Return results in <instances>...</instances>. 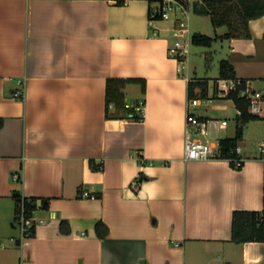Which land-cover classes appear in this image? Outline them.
<instances>
[{
    "label": "crops",
    "instance_id": "crops-1",
    "mask_svg": "<svg viewBox=\"0 0 264 264\" xmlns=\"http://www.w3.org/2000/svg\"><path fill=\"white\" fill-rule=\"evenodd\" d=\"M160 1L0 0V264H264V240L231 239L234 209L264 208V118L245 124L242 166L185 158L200 95L189 97L190 60L179 69L168 53L172 21L150 23ZM249 27L208 47L264 89V14ZM110 75L146 78L145 92L125 88L128 103L145 98L143 120L106 116ZM214 78L206 97L231 100L236 119ZM218 119L228 120L218 137L233 136L229 117ZM15 191L37 197L32 235H22Z\"/></svg>",
    "mask_w": 264,
    "mask_h": 264
},
{
    "label": "trees",
    "instance_id": "trees-1",
    "mask_svg": "<svg viewBox=\"0 0 264 264\" xmlns=\"http://www.w3.org/2000/svg\"><path fill=\"white\" fill-rule=\"evenodd\" d=\"M194 11L201 14H208L215 28L225 26L226 29L223 33L216 32L210 35L204 32L195 31L192 36V42L198 45L209 46L218 38L230 37H249L251 30L249 27V20L264 14V0H202V2H194ZM222 77H237L236 70L233 63L228 58H221L219 60V75L215 77V81ZM242 80H245L242 78ZM208 77L194 76L189 80V97L195 95L205 96L208 89ZM130 83L140 85L142 92L146 89V78L144 76H116L110 75L106 78V116L107 117H127L134 120H143L144 113L139 114L136 111V103L130 104L126 100V86ZM245 86L243 81L236 90H231L226 96L232 98L238 113L236 116V132L233 136L220 137L221 151L218 154L220 157L229 158L231 163L236 164L235 158L239 155L236 147L244 134V127L246 122L255 118H264V114H256L250 111V100L245 95L239 94V88ZM199 87L198 92L195 89ZM213 97H216L215 94ZM145 102V98H143ZM4 123V118L0 116V126ZM264 158V151L262 152ZM139 159L147 161L142 155L139 154ZM92 161L93 167L95 163ZM147 162L152 163V160ZM142 176L139 177L141 180ZM21 179V174H18V180ZM24 199L25 213L27 216H33L34 211L38 208L36 196H19L17 198L16 212L19 208V203ZM17 217V213H16ZM96 229L100 236H104L108 232V226L103 221L99 220L96 223ZM34 233V227L31 229L30 234ZM231 239L237 242L248 240H264V208L257 209H234L232 214V228Z\"/></svg>",
    "mask_w": 264,
    "mask_h": 264
},
{
    "label": "built area",
    "instance_id": "built-area-1",
    "mask_svg": "<svg viewBox=\"0 0 264 264\" xmlns=\"http://www.w3.org/2000/svg\"><path fill=\"white\" fill-rule=\"evenodd\" d=\"M157 19H168L172 21L169 29L170 43L168 53L177 59L180 63L179 69L188 65L191 54L192 36L191 31V9L189 0H161L159 4L150 10V23ZM156 32V31H155ZM245 80L238 77L218 78L215 83L216 93L227 95L231 90L238 89V86ZM239 94L245 95L250 100L249 109L256 114H264V89H253L247 81L245 86L239 88ZM23 89H17L16 95H22ZM145 102L141 98L136 104V111L139 114L144 113ZM141 120V118H140ZM227 119H218L217 117L200 116L190 109L187 112V131L185 138V158L201 159L218 156L221 151L219 137L217 132L222 125L227 124ZM239 154L234 160L236 164L244 161V156L240 153V146L236 147ZM264 151V144L262 145ZM18 178V174H14ZM139 176L134 179L132 186H139ZM88 190H82L83 196H88ZM17 221L20 225L23 236L30 234L31 229L36 224L34 216H27L25 213L24 199L20 201L17 211ZM39 221H43L40 219Z\"/></svg>",
    "mask_w": 264,
    "mask_h": 264
},
{
    "label": "rangeland",
    "instance_id": "rangeland-1",
    "mask_svg": "<svg viewBox=\"0 0 264 264\" xmlns=\"http://www.w3.org/2000/svg\"><path fill=\"white\" fill-rule=\"evenodd\" d=\"M191 31L194 33L195 31L204 32L210 35H214L217 31V28L213 25L211 18L209 15H202L191 9ZM225 28V27H224ZM220 41H215L213 46L216 48ZM212 47L211 49L208 46H201L192 43L191 45V55L189 57L190 60V74L192 76L197 77H208L210 79L219 75V59L220 53L216 52ZM202 50H213V59H207L202 54ZM212 83V81H211ZM258 86H262V83L258 82ZM261 84V85H260ZM210 91H212V85H210ZM137 93H141V90ZM196 102V103H195ZM190 110L195 113H203L210 115V117L222 118L223 116H228L230 119L229 131H235L236 119L235 114H233V110L235 111V107L231 100L225 97H205L199 96L197 98L192 99V103L190 105ZM225 130H221L219 135L222 137L225 136Z\"/></svg>",
    "mask_w": 264,
    "mask_h": 264
},
{
    "label": "water",
    "instance_id": "water-1",
    "mask_svg": "<svg viewBox=\"0 0 264 264\" xmlns=\"http://www.w3.org/2000/svg\"><path fill=\"white\" fill-rule=\"evenodd\" d=\"M20 194H21V193H20L19 191H15V192H14V195H15V196H18V197H19Z\"/></svg>",
    "mask_w": 264,
    "mask_h": 264
}]
</instances>
